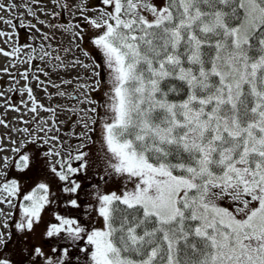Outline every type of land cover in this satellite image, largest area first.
<instances>
[{"label": "snow or ice", "instance_id": "6c2138e0", "mask_svg": "<svg viewBox=\"0 0 264 264\" xmlns=\"http://www.w3.org/2000/svg\"><path fill=\"white\" fill-rule=\"evenodd\" d=\"M55 3L61 12L52 16L71 12L77 22L49 27L71 32L75 41L87 38L100 61L76 44L92 63L77 59L70 65L91 71L90 83L78 85L84 99L73 98L93 107L80 110L84 115L76 124L83 130L72 134L80 141L75 149L60 142L41 151L59 141L62 122L29 84L17 90L26 93L28 111L51 116L35 131L12 128L25 137H8L10 147L0 144V153L11 152L0 155V191L7 194L0 203L17 207L9 197L21 189L10 170L25 175L35 169L46 178L22 195L14 231L31 233L43 221L54 203L53 182L66 194L69 209L52 211L45 222L43 237L58 247L46 253L34 246L29 264H72L74 246L86 264H264V0H99L96 8L87 0ZM6 7L18 6L0 3V10ZM24 7L35 16L31 3ZM28 27L40 32L36 24ZM22 49H31L26 63L49 58L59 62L54 68L69 67L43 45L0 48V54L14 56ZM105 73L108 87L96 101L90 94L100 91ZM21 76L28 80V70ZM32 79L38 88L45 83L38 75ZM4 104L20 112L8 98ZM101 108L103 115L97 114ZM97 123L104 170L99 180L118 177L124 186L104 191L98 181L85 205L77 177L88 169L85 148L94 143L90 133ZM0 126L8 127L4 119ZM12 220L11 212L0 210V264H15L3 251Z\"/></svg>", "mask_w": 264, "mask_h": 264}, {"label": "rangeland", "instance_id": "374dc122", "mask_svg": "<svg viewBox=\"0 0 264 264\" xmlns=\"http://www.w3.org/2000/svg\"><path fill=\"white\" fill-rule=\"evenodd\" d=\"M18 7L16 9L9 10L7 7L3 10H0V17H3V20H0V31H3L7 34L6 36H0V48L5 49L6 51H11L12 48L16 45V34L12 24V19L15 17L16 12L19 13L20 22L23 21H33L32 24H36L37 28H40V32H36L34 29L28 30L32 32L34 37L37 40L36 49L39 50L40 46L43 45L46 50L52 53L54 58L56 55H59L65 65H69L67 68H54L53 65L59 63L54 59L46 58L45 61H40L38 58H34L31 63H26L28 60L27 53L31 52V49H22L20 53L14 56L6 57L3 54H0V70L7 67L8 73L0 71V92L4 93V96H0V119H4L8 127L0 126V137L2 141L0 144L3 146L10 147V142L8 137L12 139L19 140L22 137H25L26 134L12 132V128H23L28 127L30 131H35L38 122L40 126H43V121L49 120L51 113L45 112L42 109L38 114L31 113L28 111V108L31 107L30 101L25 94H21L18 89L22 88L26 83L33 88V94L44 104L45 107H53L57 110L56 119L61 121L58 125L60 128L59 141L51 142L48 145H44L41 148V151L47 150V148L52 147L53 144H59L63 142L62 146L64 149L69 147L75 149L80 142L73 133L81 132L82 126L76 124V121L79 116H83L84 113L81 112V109H89L93 105L88 103H80L78 100L74 99L73 96H79L80 100H83L84 97L80 96V92L83 89L78 88L79 84L90 83V80L86 79L91 77V71L80 66L75 68L70 67L73 61L79 59L86 64H91L92 61L86 59L82 52L76 48V44L79 43L82 48L88 50L93 57L96 58L97 62L100 61L99 56L95 50L90 45V42L87 38L84 41H75L73 40L71 32H65L62 28L49 27V25H62L68 21L77 22L76 19L72 16L71 12H63L62 15L52 16L53 11L59 12V7L56 5L55 0H39V3H32V0H12ZM0 3L7 5L9 0H0ZM31 3L32 8L35 10V16L31 17L28 15V10L24 7L25 4ZM59 3H71V0H59ZM76 4L80 3V0H75ZM88 6L90 8H96L99 6V0H87ZM43 9V11H40ZM75 10V8H73ZM90 15H96V13H89ZM6 20H10L11 23H5ZM44 21V24H40L39 21ZM24 24V23H23ZM29 25V24H28ZM47 33L48 38L44 39L43 34ZM88 35H91L89 31ZM26 41L29 44H35L33 42V36L26 37ZM33 47V46H32ZM68 49V51H65ZM40 68H43L49 73L47 77L39 71ZM28 70L29 79L25 80L21 74L25 73ZM14 79L10 78V75ZM39 76L41 81H44V85L37 87V81L32 79L33 76ZM79 77V79H76ZM105 83L102 84L100 91L91 93L90 96L96 101H101L104 91L107 90V74L103 76ZM51 81V83H48ZM62 81H71V83H62ZM52 84L58 85L59 88L52 87ZM47 88V92L43 89ZM15 89V90H14ZM57 91H63L66 93L64 96L54 95ZM5 98H8V103L14 105L15 107L20 108V112L14 111L12 108L7 107L4 104ZM24 100L27 103H21V100ZM68 109H74L75 111H68ZM104 110L98 109L99 115H103ZM97 114L88 113L89 116H95ZM33 117H36L33 119ZM43 118V120H41ZM24 121H28L27 124ZM94 131L90 133L94 143L88 144L85 148V151L89 153V166L86 172L80 174L77 179L81 183L82 188L79 191L80 200L86 203L92 199L91 193L94 191L93 185L101 183L99 187L104 191H119L124 186V181L120 180L118 177L108 178L105 181H100L99 177L104 175V170L100 167H103V164L100 162L101 153V144H100V125L97 123L93 126ZM55 133H49V135ZM67 154L66 152L64 153ZM0 155H11L10 151H5L0 153ZM95 163L93 164V162ZM79 162L73 161V165L76 166ZM98 163V165H97ZM101 170V172H100ZM17 178L20 185V193L15 197H9L12 199L13 203L17 207L12 208L8 203H0V210L3 213L11 212L13 220L9 221L10 227L6 230L12 232L11 240L7 244V247L3 249L6 254L12 256L15 264H29L31 257L28 255V250L34 246H40L47 253L50 248L57 246V241L52 238H44L43 232L45 228V222L50 220V213L56 211V208L63 205V199H65L64 193L60 191V184L53 182L51 183V191L54 195L51 199L54 201L53 204L48 206L47 211L43 214V221L39 223L35 230L31 233L19 234L14 231V222L20 218V209L19 202L22 200V195L28 192L34 184L40 180L45 179V175L37 170L28 172L25 175H19L15 170H10L9 178ZM3 180V177H0V181ZM130 186V185H129ZM7 196L6 193L0 191V199H4ZM88 198V199H85ZM97 220L96 217H93V221ZM96 226H99L97 224Z\"/></svg>", "mask_w": 264, "mask_h": 264}, {"label": "flooded vegetation", "instance_id": "af4514ba", "mask_svg": "<svg viewBox=\"0 0 264 264\" xmlns=\"http://www.w3.org/2000/svg\"><path fill=\"white\" fill-rule=\"evenodd\" d=\"M59 12H61V9H59ZM16 14L17 15H15V17L12 19V24L15 25L14 30H15V34H16V45L14 47H18L19 45H23V44H29L26 41V37L33 36V42H35V44H32V46L34 48H36V44L38 42H37L36 38L34 37V35L32 34V32L30 30H28V28H27L28 27V24H32L33 21H30V20L26 21L25 20V21H23L21 23L20 22V18L18 16L19 13L16 12ZM31 17H33V16H31ZM94 163H95V161L93 162V164ZM97 165H98V163H97ZM100 168H101V170L103 169V167H100ZM101 170H100V172H101ZM100 184L101 183H99V185ZM85 199H88V198H85ZM90 201H86V203H84V204L86 205ZM62 204L63 205L59 206V208L58 207L56 208V211H59L61 213H65V212L69 211V209H66L65 206H64V199H63V203ZM60 243H65V242L64 241H61ZM56 247H58V244H57ZM71 251L73 253V256H72V264H86V257L84 256V253L83 252H78L77 247H75V246L71 249Z\"/></svg>", "mask_w": 264, "mask_h": 264}, {"label": "water", "instance_id": "95a60500", "mask_svg": "<svg viewBox=\"0 0 264 264\" xmlns=\"http://www.w3.org/2000/svg\"><path fill=\"white\" fill-rule=\"evenodd\" d=\"M74 97V96H73Z\"/></svg>", "mask_w": 264, "mask_h": 264}]
</instances>
